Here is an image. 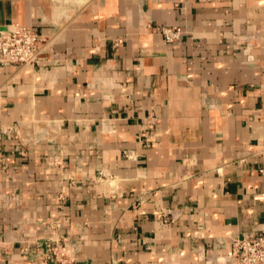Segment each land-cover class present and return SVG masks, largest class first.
<instances>
[{
  "label": "crops",
  "instance_id": "crops-1",
  "mask_svg": "<svg viewBox=\"0 0 264 264\" xmlns=\"http://www.w3.org/2000/svg\"><path fill=\"white\" fill-rule=\"evenodd\" d=\"M12 23L47 40L0 63V264H62L52 228L66 264H235L264 231V0H0Z\"/></svg>",
  "mask_w": 264,
  "mask_h": 264
},
{
  "label": "built area",
  "instance_id": "built-area-1",
  "mask_svg": "<svg viewBox=\"0 0 264 264\" xmlns=\"http://www.w3.org/2000/svg\"><path fill=\"white\" fill-rule=\"evenodd\" d=\"M163 40L176 42L181 39L183 29L180 26H163ZM47 38L28 25L12 23L0 31V63L3 65L36 66L42 58ZM123 43L119 39L117 44ZM66 248L59 245L61 260ZM233 257L235 264H264V231L243 234L234 239Z\"/></svg>",
  "mask_w": 264,
  "mask_h": 264
},
{
  "label": "rangeland",
  "instance_id": "rangeland-1",
  "mask_svg": "<svg viewBox=\"0 0 264 264\" xmlns=\"http://www.w3.org/2000/svg\"><path fill=\"white\" fill-rule=\"evenodd\" d=\"M86 1L88 0H58V4L60 5H71L74 8L75 7H79L80 5H83L84 3H86ZM54 229H51V232L49 233L50 235L47 236L46 241H43L42 243V252L47 256L52 257L54 260L55 257L58 255V248L59 245H62L63 248L65 247L66 250L63 253L64 256L61 260H56L57 262H61L62 264H66L69 263L70 257H69V252L67 250V245L65 243V238L64 237H59L55 235V232H53ZM45 240V239H44ZM55 256V257H54Z\"/></svg>",
  "mask_w": 264,
  "mask_h": 264
}]
</instances>
